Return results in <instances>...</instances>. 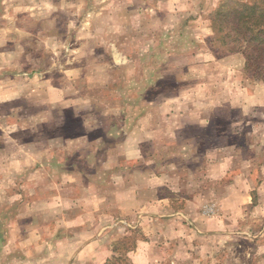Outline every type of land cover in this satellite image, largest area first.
Returning a JSON list of instances; mask_svg holds the SVG:
<instances>
[{
	"label": "clouds",
	"instance_id": "1",
	"mask_svg": "<svg viewBox=\"0 0 264 264\" xmlns=\"http://www.w3.org/2000/svg\"><path fill=\"white\" fill-rule=\"evenodd\" d=\"M264 0H0V264H264Z\"/></svg>",
	"mask_w": 264,
	"mask_h": 264
},
{
	"label": "trees",
	"instance_id": "2",
	"mask_svg": "<svg viewBox=\"0 0 264 264\" xmlns=\"http://www.w3.org/2000/svg\"><path fill=\"white\" fill-rule=\"evenodd\" d=\"M256 40L257 41H254V43H257L258 45H264V35L257 37Z\"/></svg>",
	"mask_w": 264,
	"mask_h": 264
}]
</instances>
